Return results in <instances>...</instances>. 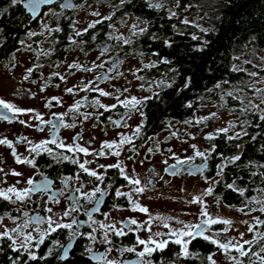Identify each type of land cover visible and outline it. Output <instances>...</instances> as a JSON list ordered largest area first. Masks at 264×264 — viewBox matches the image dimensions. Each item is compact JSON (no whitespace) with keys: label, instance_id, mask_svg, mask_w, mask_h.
<instances>
[{"label":"flooded vegetation","instance_id":"obj_1","mask_svg":"<svg viewBox=\"0 0 264 264\" xmlns=\"http://www.w3.org/2000/svg\"><path fill=\"white\" fill-rule=\"evenodd\" d=\"M63 2L64 0H56L51 5L42 6L40 16L37 19H33L22 4L12 7L10 0H0V11L7 9L3 15H0V98L10 101L21 108L35 109L45 120L51 119L53 122L56 121L53 113L60 114L67 112L69 106L75 100L82 99L83 97H88V101L99 98L105 105L117 104L115 109L105 112L104 109L97 110V108L88 106L87 102H85V106L80 109V112L92 113V118L83 120L82 116H77L75 120L77 124L76 128H56L54 134L59 135L66 143H72V137L77 133H82L83 139L79 141L80 144L89 147V150L93 151L99 150L103 141L118 140L119 134L131 135L132 130L137 125L143 124L142 136L140 139L135 140L138 155L129 152L127 149L130 146L126 145L125 150L119 158L111 155L100 158L95 156L85 157L83 154H78V156L81 162L85 159L95 161V163L87 165L90 168H96L97 164H112L119 159L124 162L130 174L134 168L135 173L142 182L146 183L149 178H152L153 186L142 195L137 196L134 194V198L138 199L144 206H147L153 215L160 213L177 217L185 222H199V220L204 219V217L199 216L200 206L198 204L186 203V201H190L193 195H199L209 186L214 188V193L212 196L204 197V199L211 215L223 218L225 207L228 205L234 206L232 208L227 207L234 211H236V208L244 207L245 199L240 197L237 192H234L238 196L237 199H234L233 204L226 203L224 189L227 187H225L224 176L219 177L216 175V166L224 161L220 159L223 156L222 152L217 153L219 151L218 144H216L218 136L214 140L205 139L203 143L202 151L206 149L210 150L213 144L216 145V151L211 154V157L207 161L203 160V158L195 157L186 164L178 165V174L176 176H172L164 171L168 165L176 163L173 153L181 160L187 157H194V152H191L187 146H183L184 142L191 140L193 128L196 130L199 138L203 137L201 136V132L204 128H206V134L215 131V125L208 126L209 120L204 123H196L201 118V113L204 109L202 107L199 110L200 106L209 97L210 82L203 87L197 86L193 80V71L185 69L181 63L183 57L175 55L171 51L177 44L181 43L189 44L190 50L195 49V46L199 48L200 41L203 44L206 43V39H198L199 34L191 30L194 24L191 22L184 24L182 22L187 19L188 14L192 10V1H188L187 6L182 8L181 2L180 7H176V0H163L165 7L159 10L148 8L145 0H129V2L123 5H121L120 0H71L73 4L83 5V7L61 8L60 4ZM171 8H174L177 13L173 17L176 21L172 24H156L148 18L150 16L157 17L158 15H163V13L166 15H163L164 17L169 18L168 12ZM93 11H98L101 14L100 17L92 16L91 13ZM45 12L49 14L45 16ZM53 13L59 15H53ZM112 13H115L112 20H104L102 23L97 24L94 29H89L88 32L80 37L74 35L72 24H74L76 30L82 31L87 27L88 23L102 19L103 16L111 15ZM137 17H140L141 21H147L146 24L142 23L140 26L146 27L148 31L143 35L134 36L131 32L132 24L128 23V21L131 19L137 22ZM42 23H47L50 28L60 27L62 31L50 33L42 28ZM195 27L199 28L200 26ZM166 28H169V30H166ZM41 31L44 32L43 36L37 35L29 38L27 35L28 32L39 33ZM207 32L204 31L202 34L204 35ZM69 35H72L73 39L77 40V44L70 43L67 39ZM181 35L186 37L183 42L177 38ZM93 36L96 37L94 40L92 39ZM153 36L156 39H153ZM194 36L196 39H193ZM115 37L131 39L133 43L124 44L123 40H117ZM21 40L24 41L23 45L19 43ZM165 40L171 43V47L165 45ZM29 45L31 47H28ZM41 49L50 52V54L48 56L40 55L37 57L36 53L40 52ZM102 51L105 52L104 55H101ZM13 54L15 56L14 59ZM163 59L169 60L170 63H160ZM190 60L191 57L183 59V61ZM73 62L79 63L84 68H93V71L84 72L77 69H69L67 65ZM153 62H156V67H144L145 64ZM101 63L104 64L103 68L95 67V65ZM37 65H42L43 67H37ZM30 67L33 68V73L25 80L26 69ZM170 69H175L176 71L173 72ZM53 72H59L64 75L66 82L61 81L58 77H53ZM104 75L110 77V79L96 80L97 76ZM49 77H51L50 80L48 79ZM137 77H143L144 79L140 80ZM46 81L47 87L44 88V91H41ZM90 81L95 82L91 86L98 85L99 88L114 94H119L116 93V90L119 89L120 93H122L120 94L121 100L132 96L137 98L151 97V99L147 100L140 109L143 112V116H141L140 111L134 110L128 113V110L120 105L114 96L99 97L98 92L79 90V87L83 86L81 82L88 84ZM160 81L170 83L172 86H161L159 84ZM56 85H59V87ZM74 86H79L76 88L77 94L75 96L65 92V88ZM125 88L128 89L127 92L124 91ZM148 89H151V91ZM29 93L34 95H29ZM52 96L60 97L61 104L57 105L53 101V106L46 108L45 104ZM179 97L181 99V107L184 108L180 114L173 111L174 101ZM188 104H191L192 107H188ZM100 112H103V115L99 116V120H97L96 116ZM73 115L69 113L65 117V122H73ZM128 115H130V119L127 118ZM109 116L113 120L120 121L121 124L126 122L130 127H116L108 121L107 117ZM122 116L125 117L124 120L121 119ZM205 116H208V113ZM19 119H24L33 125V127L21 125L18 122ZM186 120H191L192 124H185L184 121ZM38 123L34 119L33 114L19 116L18 119L13 120L11 123L0 120V138L7 137L9 140H12L18 154L27 156L30 159L34 157L37 163L36 169L27 165H18L11 155V150L6 146L0 145V167H3L6 172L15 170L23 173L21 177H14L11 174L5 176L3 182H0V187L7 188L8 186L15 185L17 188H23L27 186L25 183L27 177L31 176L34 180L40 181L43 179L40 173H43L51 181L50 191L35 193L31 197V202L23 204L12 205L0 201V214L5 212L11 213L14 217L18 218L17 222H22L24 211H28L29 215L39 214L47 216L51 214L46 212V208L51 207L54 213H61L69 207L71 197L79 195L74 189L80 187L83 183L85 186L83 190L85 191H90L98 184L102 188L108 184L112 185V188L104 198V202L99 206L100 211L92 214L95 220L105 224L115 222L117 227L120 228L124 225L119 222L127 218H136L139 221L147 219V216L143 213L130 211V205L126 198L115 197V189L118 187L122 191H130V186H127V182L119 175L117 169H107L104 182L101 184L95 178L88 177L77 165L69 162L56 164L47 154H41L40 156H35V154L30 155L27 151L28 146L26 143H15L17 138L22 136H27L33 142L51 138L50 132L53 130H51L50 126H42L44 127V131L38 132L35 129V125ZM174 131L178 132V135L175 137L171 136V133ZM149 137L152 139H148ZM89 141H91L90 144L87 143ZM49 147H53L54 151H60L59 149H55L53 145H49ZM149 148L153 149L151 153L148 152ZM168 149H172V152H169ZM105 151L108 152L109 150ZM65 154L72 155L71 153ZM129 155L133 156L132 160L127 159ZM164 160L168 161L167 165L162 163ZM206 162L207 165L203 176L199 172L194 173L189 170V165L193 166L196 163H200L201 165ZM150 170H154V172ZM98 171L101 173L105 172L104 169H98ZM225 171L224 169V175ZM189 172L193 174L189 175ZM76 173H80V179H73L69 182L68 188L65 189V195L60 197L59 204L53 202L50 197L58 195L59 191L64 189V185L61 182L62 178L64 176L75 177ZM160 177H163V179H160ZM204 177L208 178V183L205 182ZM17 180L20 181L19 184H17ZM212 181L220 182L213 184L211 183ZM233 181H235L238 187L249 188V185H243L239 182V175L234 176ZM260 188H264V184L259 188H255V191ZM181 189L184 190L181 191ZM258 195V191L256 195L246 193V197ZM216 197L220 198L219 202ZM178 203H180L179 207ZM81 204L89 209L94 206L93 204L86 203L84 200H81ZM114 204L120 205L121 210L114 209L112 207ZM250 207H259V205H251ZM17 208L20 211H16ZM105 214H108L107 219H105ZM72 215L80 220H87L83 209L80 213H73ZM233 216L232 233H235V237L239 239V234L242 233L243 227L241 216L248 217L249 215L239 212V214ZM253 216H260L261 219H264V214L253 212L250 219H248L249 223H253ZM6 222L12 223L11 221ZM170 223L173 227H177L174 221ZM41 227L46 228L47 226L42 225ZM93 227L98 226L93 225ZM223 227L225 226L220 224L213 225L211 231L207 234L212 235ZM157 230L167 231L162 227H153V231ZM258 230L264 231V227ZM89 231L91 229L87 225L81 228V232L86 233ZM94 234L97 236V241L103 238L102 230H98ZM250 234L249 239H252L253 233ZM53 235H56L57 239L64 237L67 240L69 232L68 230H58L57 234L53 233L48 238H52ZM139 235L142 238H146L148 233L141 231ZM109 238L113 241V245L111 246L99 242L91 244L84 236L78 237L75 246H73L70 252L78 250L80 254L85 253V247L91 244L93 250L99 252H104L108 247H112V251L107 257L109 260L123 261V264H127L128 261L137 259L134 253H124L121 256L120 252L117 251V249L123 246L134 245L135 235L133 233H129L124 237H116L110 232ZM223 238L226 237H221V239ZM198 239L193 241L189 246L190 252L196 255L202 251V248L198 244ZM141 247H138L137 251H140ZM175 247L176 245L170 244L165 252L155 253L152 257L154 264H161L162 261L163 264H170L171 261H168L167 257H172V254L177 252L175 251ZM212 247L211 254L217 251L216 246L212 245ZM255 250H258V247ZM87 255L91 264H97L96 261L90 258L89 254ZM245 264H247V261H245Z\"/></svg>","mask_w":264,"mask_h":264},{"label":"snow or ice","instance_id":"obj_2","mask_svg":"<svg viewBox=\"0 0 264 264\" xmlns=\"http://www.w3.org/2000/svg\"><path fill=\"white\" fill-rule=\"evenodd\" d=\"M56 2V0H10V5L15 7L16 5H23V7L31 14L33 19H37L42 11V6H48ZM129 2V0H120L121 5ZM146 5L150 9L159 10L165 7L163 0H145ZM61 8H75V7H83V5H75L71 2V0H64L63 3L60 4ZM176 7H180V0H176ZM7 9L0 11V15H3ZM49 13L45 12L44 15L47 16ZM53 15H59L53 13ZM92 16L100 17V13L98 11H93L91 13ZM113 15L103 16L102 19H97L93 22L88 23L87 27L84 28L82 31L76 30L74 24H72V31L76 37L82 36L84 33L88 32L89 29H94L97 24L102 23L104 20H112ZM177 15L176 12L169 10V18L175 17ZM138 23H134L131 26V32L134 36L136 35H143L145 32L148 31L146 27L140 26L142 23L146 24L147 21H141L140 17L136 18ZM184 24H188L189 21L187 19L182 21ZM42 28L47 30L48 32H55L59 33L62 31L60 27L50 28L47 23H42ZM111 27V25H109ZM202 31H207L202 29ZM28 37L31 38L33 36H43L44 32L41 31L37 32H28ZM96 37L93 36L92 39L94 40ZM67 39L70 41L71 44H77V40L73 39L72 35H69ZM117 40H123L124 44H131L133 41L131 39H125L123 37H115ZM153 39H156L153 36ZM193 39H196L194 36ZM21 45L24 44V41H19ZM55 43V41H54ZM167 47H171V43L168 40L164 41ZM28 47H31L30 45ZM50 52L43 51L41 49L40 52H37L36 55L39 57L40 55L48 56ZM105 52L102 51L101 55H104ZM142 55V53H141ZM15 58L13 54V59ZM233 59H240V57L236 56ZM261 59H264L262 57ZM122 63V61H121ZM160 63L169 64L170 61L167 59H163ZM244 63H251V61H244ZM37 67H43L42 65H37ZM59 67V65H57ZM67 67L69 69H77L84 72H92L93 68H84L79 63L73 62L68 64ZM95 67L103 68L104 64L101 63L99 65H95ZM145 68H152L156 67V62L151 64H145ZM115 71V69H113ZM170 71L175 72V69H170ZM232 71H247L246 69H241L233 65ZM26 75L24 77L27 80L33 73V68L26 69ZM247 75L252 78H256L259 76L258 72L255 71H248ZM53 77H58L61 81L66 82V78L64 75L60 74L59 72H53ZM49 80L51 77L48 78ZM101 79H110V77L104 76H97L96 80ZM137 79L143 80V77H137ZM35 83V81H33ZM82 83V87L74 86V87H67L65 88V92L67 94L75 96L77 94L76 88L79 87L80 91H92L98 92L99 97H110L114 96L116 101L122 105L125 109L128 110V113L132 111H140L142 105L151 97H143L137 98L132 96L130 98H125L123 100L120 99V90L117 89L116 93L114 94L108 91H105L101 88L96 86H91L95 82L90 81L88 84ZM223 83H228V81H224ZM257 83H264V78L253 80L252 82L246 85L247 88L251 89L254 92V96L247 99V104H245V98L236 93L243 91V88H236L233 91H229L226 93L227 96L233 97L234 99L239 100L242 107L239 108L241 114L247 113L249 111L258 112L259 119L264 121V88L256 87ZM159 84L165 87H171L170 83L165 81H160ZM59 87V85H56ZM47 87V81L45 82L44 87L41 88V91H44V88ZM215 87L219 89L221 84H216ZM151 91V89H148ZM125 92L128 91L127 88L124 89ZM209 91H212L211 89ZM29 95H34L29 93ZM224 99V96L221 95V100ZM259 99L260 103H255V100ZM53 101L57 105L61 104V98L57 96H52L48 99L47 103L45 104L46 108H51L53 106ZM85 102H87L88 106L95 107L97 110L104 109L105 112H110L111 110L117 107V104L105 105L101 102L99 98H94L91 101H88V97H83L82 99L75 100L74 103L69 106L68 111L65 113H53V116L56 117V121L53 120H45L43 116L37 112L35 109L32 108H21L18 107L16 104L7 101L3 98H0V120L7 121L9 123L13 122V120L18 119L19 116L33 114L34 119L39 123L35 125V129L38 132H43L44 127L42 126H50L52 132H50V137L48 139H42L39 142H33L27 136L18 137L16 140V144L19 143H26L28 153L35 154V156H40L41 154H47L52 158V161L56 164H61L64 162H69L73 165H77L78 168L88 177L95 178L96 181L100 182L101 184L104 182V176L106 175V170L117 169L119 175L123 178L124 181L127 182V186H130V191L125 192L122 191L119 187L115 189V197H124L127 199L128 204L130 205V211L132 212H139L143 213L147 216V219L144 221H139L136 218H127L124 221H120L119 223L123 224V227L118 228L117 224L114 223H102L93 218L94 212L100 211V205L104 202L105 196L108 194V191L112 188L111 184L106 185L105 187H100L99 184L93 187L90 191H85L83 183L80 187L74 189L76 193L79 195H74L71 197L70 205L67 209L63 210L61 213H54L51 207L46 208V212L51 214L47 216L37 215H29L28 211L23 212V221L17 222L18 218L14 217L11 213L5 212L0 214V242L8 241V247L16 252L18 256L12 260V264H20L19 254L23 252L28 261H38V260H46L48 257L52 256L54 251L57 248L62 249L61 254L59 255L60 260H66L69 257L70 249L73 246V242L81 236H84L87 240L91 242V244H95L97 242L103 243L106 245H113V241L109 238V233L111 232L116 237H124L127 236L129 233H133L135 235V243L133 246H123L122 248L117 249L120 252V255L123 256L124 253H134L136 256V260L128 261L127 264H154L152 259L153 255L157 252L163 253L165 250L169 248V245H176L179 248V251L174 253V257L176 260L180 258H189L194 253H191L189 250V246L192 244L193 241L202 239L206 242L211 243L212 245L216 246L219 251H221L228 259L229 264H264V231H259L258 229L264 227V219H261L260 216H253L252 220L253 223H249V221L245 220L242 223L247 225V232L253 233L252 239H244V233L239 234V239L236 237H229L226 239H221V237H226L227 233L229 232L233 221L231 219H225L219 216H213L208 211V205L204 199V197L212 196L214 193V188L212 186L207 187L204 189L199 195H193L190 201H186L189 204H198L199 208V216L204 217V219L199 220V222H185L177 217H173L170 215H163L160 213H156L153 215L147 206L141 204L138 199L134 198V194L139 196L142 195L146 190H148L151 186H153V179L149 178L146 183L142 182L138 175L135 173V169L133 168L131 174L127 171L126 166L122 160L117 159V162L112 164H97L96 168H90L87 165L95 163L93 160L85 159L83 162L79 159L78 154H83V156H95L97 158L106 157L107 155H111L113 157L119 158L122 155V152L125 150V146L129 145L130 147L127 149L131 153L139 154L137 151V146L135 144L136 139H140L142 136V128L143 124L137 125L133 130L131 135L126 134H119L118 140H111V141H103L101 143V147L99 150L90 151L89 147L82 146L80 144V140L83 139L82 133H77L75 136L72 137V143H66L64 139H62L59 135L54 134V130L56 128H66L72 129L76 128L77 124L75 123L77 116H82L83 120H88L92 118V113L84 112L81 113L80 109L85 106ZM188 107H192L191 104L187 105ZM234 111V110H233ZM69 113L74 114L72 116L71 123L65 122V117L68 116ZM11 114V115H9ZM141 116H143V112L140 111ZM103 112H100L96 119L99 120V116H102ZM217 116L215 112L211 113L209 116L201 117L199 120L196 121L197 124L204 123L210 119H213ZM130 119V115L128 117ZM108 121L115 125L116 127H130L125 122L121 124L118 120H113L111 116L107 117ZM122 120L125 119L124 116L121 117ZM18 122L21 125L26 127H33V125L29 124L24 119H19ZM185 124H192L191 120L184 121ZM244 123H248L245 121ZM95 126V125H94ZM236 124L233 122H229L227 127H222L215 129L214 133H207L205 134V139L207 140H214L218 135L224 134L229 141L241 139L242 136H246L248 133L246 131L238 132L234 136H228L227 133L230 129L235 128ZM178 135V132H172L171 136L175 137ZM191 135V134H189ZM195 139V136H192ZM148 139H152L149 137ZM167 139V138H166ZM255 139V137H253ZM88 144L91 141L87 142ZM0 145L6 146L11 150V155L14 157L15 163L18 165H27L33 169L37 168L36 159L28 158L27 156H22L21 154L17 153V148L12 140H9L7 137L0 138ZM49 145L55 146V149H59L60 151H54L53 147H49ZM239 147V145H236ZM190 147L194 151V157H187L184 160H181L178 156L173 153V158L176 160L175 164L168 165L164 169L165 172L169 173L172 176H176L178 174L177 166L181 164H186L189 161L193 160L195 157L203 158V160L207 161L213 152L216 151V145L213 144L211 149H206L205 151L199 150L196 144H191ZM105 150H109L106 152ZM158 150V146H157ZM153 151L152 148L148 149V152L151 153ZM169 152H172V149H168ZM65 153H71L72 155H67ZM127 159L132 160L133 156L129 155ZM223 163L218 164L216 166L217 172L216 175L219 177L224 176V169L228 167L230 164H234L237 161L241 160V155L236 154L231 157L224 158ZM143 163V161H141ZM165 165L168 164L167 160L162 161ZM250 164L252 162H249ZM51 166V165H49ZM191 167V165H189ZM259 167H264V165H260ZM206 168V165L202 164L199 168L196 169L203 176V172ZM98 169H104L105 172L101 173ZM153 171L154 170H150ZM0 182H3V178L9 174L14 177H21L23 176L22 172L10 170V172H6L3 167H0ZM192 175V172L188 173ZM43 177L42 180L36 181L31 176L26 178V187L17 188L15 185L8 186L7 188L0 187V201L7 202L12 205L16 204H23L25 202H31V197L35 193H46L50 191L51 181H49L47 176H44L43 173H40ZM253 176L256 175L255 172L252 173ZM261 176L264 177V173H261ZM73 179L79 180L80 173H76L75 177L73 176H64L61 180L62 184L64 185V189H61L58 195H53L50 199L59 204L60 197L65 195V189L68 188L69 182ZM163 179V177H160ZM205 182L208 183V178L204 177ZM220 181H212L211 183H219ZM20 181L17 180V184ZM225 187L231 189L234 192H237L240 197L245 199L244 207L236 208L235 210L244 214L249 215L253 212H259L264 214V188L257 189L259 195L258 196H250L246 197V192L248 191L246 188L238 187L233 181L232 183L225 184ZM184 189H181L183 191ZM217 201L219 202V197H216ZM81 200H84L88 204H93L92 208H86L84 205L81 204ZM251 205H259V207H250ZM116 210H121L120 205L114 204L112 206ZM227 207L232 208L234 206L228 205ZM83 209L84 215L87 216V220H80L77 217L73 216V213H80ZM247 209V210H246ZM16 211H20L19 208ZM70 218V219H68ZM108 218V214H105V219ZM6 221H11L13 226L8 227ZM67 221V222H66ZM175 223L177 227H173L170 222ZM224 225L221 230L214 232L212 235L209 233L212 229L213 225ZM42 225H46V228H42ZM87 225L88 228L91 229L89 232H81V228ZM93 225H97L98 227H93ZM153 227L166 229L167 231H153ZM30 229V230H29ZM58 230H68L69 235L67 237L68 243L62 244L59 240H53L52 244L54 247H49L44 255H38L37 251L33 249H39L42 245L45 244V241L48 237L51 236L53 233H57ZM98 230L103 231V238L100 241H97V236L94 234ZM141 231L147 232L148 235L146 238H142L139 233ZM35 233L36 235H33ZM91 244L85 247V253L90 255V258L97 262V264H123V261L118 260H109L108 254L111 253L112 247H108L104 252L94 251L91 247ZM142 246V247H141ZM141 247L140 251H137V248ZM258 247V250L255 248ZM232 253H235L233 255ZM214 255L210 254L206 257L209 264H217L216 259H214ZM163 264V261L161 262ZM170 264H175V260L171 261Z\"/></svg>","mask_w":264,"mask_h":264},{"label":"trees","instance_id":"obj_3","mask_svg":"<svg viewBox=\"0 0 264 264\" xmlns=\"http://www.w3.org/2000/svg\"><path fill=\"white\" fill-rule=\"evenodd\" d=\"M188 1H192L193 4L191 12L202 13L203 17L208 20L209 26L205 29L208 31L206 34H202L204 32L202 29L205 27L196 28L195 26L198 25L194 24L191 29L199 34L198 39H206V43L203 44L200 41V47L196 48L195 46L193 50H190L189 44L181 43L177 44L171 51L175 55L182 56L183 59L191 57L190 61H183L182 59L181 63L185 69L193 71V80L197 86L203 87L210 82L209 90L212 91H208V93L211 100H216L220 95L215 85L228 81V83H223L226 87L236 83L244 89L241 97L245 98V104H247V95L251 93L250 89L246 87L248 84L246 82L248 71H232L233 65L238 61L233 57H240L244 55V52H247L255 58L250 60L251 62L259 61L261 65H264V59H261L260 54L257 52L258 50L264 52V0H180L181 7L185 8ZM163 15L165 14L163 13ZM163 15L148 18L152 22L162 25L163 23L172 24L176 21L174 18L169 19ZM166 30H169V28H166ZM177 38L181 39L182 42L186 39L182 35ZM194 45L196 44L194 43ZM247 64L251 66L252 63ZM242 69L248 70L247 68ZM257 70H261V73L264 74V68H257ZM236 95L238 94L236 93ZM180 101V97L174 101L173 111L178 114L184 109L181 107ZM223 102L224 106L236 114L242 122H248L243 123L241 130L242 132L246 131L248 134L242 136L241 139L229 141L224 134L218 135L216 144H218L219 151L217 153L222 152V155L226 158L236 154L241 155L240 161L225 168L224 183H232L234 176L239 175V182L243 185H249L246 193L256 195L255 188H259L264 184V177L261 176V173H264V167H259L264 165V121L259 119L258 112L249 111L241 114L239 108L242 105L239 100L233 97L226 96ZM235 131V134L241 132ZM227 135L230 136L229 133ZM236 145H239V147ZM253 172L256 173L255 176L252 175ZM224 196L227 204H233L238 195L231 189L225 188ZM55 238L56 235L47 238L44 245L38 250H33L37 251L38 255H44L49 247H54L53 240H61L63 241L61 243L65 245L68 241L64 237ZM198 240V244L202 248L198 255L193 258L176 260L174 254H172L173 256L170 255L172 257H167V260H175L179 264H208L206 257L213 250L212 244L202 239ZM8 243V241L0 242V264H12V260L18 256L16 252L8 247ZM60 251L62 249L57 248L52 256L46 260L38 261H28L26 255L21 252L19 254L20 264H91L87 253L80 254L78 250H72L70 257L66 260H60L58 258ZM175 251H179L178 246L175 247Z\"/></svg>","mask_w":264,"mask_h":264},{"label":"rangeland","instance_id":"obj_4","mask_svg":"<svg viewBox=\"0 0 264 264\" xmlns=\"http://www.w3.org/2000/svg\"><path fill=\"white\" fill-rule=\"evenodd\" d=\"M171 11H174L175 12V9L174 8H171L169 9ZM168 16H169V12H168ZM173 18V17H172ZM187 20L189 22H191L192 24H195V25H198V26H201V27H205V29L208 28L209 24H208V20L203 17L202 13L200 14H196L194 11L190 12L187 16ZM128 23H131V24H134V23H138V21L136 22L135 20H131L129 19ZM259 54H260V57H264V52L258 50L257 51ZM235 57V56H234ZM254 56L252 54H248L247 52H244V55H241L240 56V59H238V61H236V63L234 64L236 67L238 68H247L248 70L247 71H255V72H258L259 73V76L256 77V78H252V77H247V83H250L252 82L253 80H258V79H262L264 78V74L261 73V70H257V68H264V65H261L259 61H255V62H251V66H248L247 63H244V61L248 60H254ZM236 60V59H235ZM240 85L239 84H232L230 87H226L223 83L221 84V87L218 89V93H220L219 97L216 99V100H211L210 99V96L208 97V99H206L202 104H201V108L199 110L202 109V107H204L202 113H201V117H204L206 115V113H208V116L215 112L217 114V116L213 119H210L209 120V125L208 126H213L215 125L214 129H218V128H222V127H227L228 126V123L229 122H233L236 124V127L235 128H232L229 130V135L232 136L235 134V130L237 131H241L242 130V126H243V123L240 118H238L236 116V114H234L232 111H230L226 106H224V102L223 100H225L226 98V93L229 92V91H233L234 89L238 88ZM256 87L258 88H264V83H257L256 84ZM251 93H249V95H247V98H251L254 96V92L250 89ZM244 90L237 93L239 96H241L243 94ZM221 95L224 96V99L221 100ZM255 103L259 104L260 101L259 99H256L255 100ZM262 107H264V105H262ZM205 129H203V131L201 132V136H203L202 138H199L197 135V132L196 130L193 128L192 130V133H193V136H195V139L191 138V140L187 141V142H184L183 146H187L189 148V150L191 152H194L193 149L190 147L191 144H196L198 146V148L202 151V147H203V143L205 141ZM215 132V131H214ZM212 132V133H214ZM242 132V131H241ZM179 204L178 203V207H179ZM237 215L239 214L238 211H234L233 209H228L227 207H225V212L223 214V218L225 219H231L234 223V216L233 215ZM242 220H241V224H242V230L241 232L242 233H245L244 234V239H249L250 237V233L247 232V225L242 223V221H245L244 219H246L247 221H249L248 219H250V216L248 217H244V216H241ZM7 223V222H6ZM8 227H12L13 224H9V222L7 223ZM174 225V224H173ZM232 228H233V224L229 230V232L227 233V236L226 238H229V237H235L236 234L235 233H232ZM30 230V229H29ZM33 235H36L35 233H33ZM226 238H223V239H226ZM60 242H63L61 240H59ZM215 253L214 255V259H216L217 261V264H229L228 262V259L227 257L217 249V251L213 252ZM212 253V254H213ZM234 254V253H232ZM175 264H179L178 262L175 261Z\"/></svg>","mask_w":264,"mask_h":264},{"label":"water","instance_id":"obj_5","mask_svg":"<svg viewBox=\"0 0 264 264\" xmlns=\"http://www.w3.org/2000/svg\"><path fill=\"white\" fill-rule=\"evenodd\" d=\"M203 164H204V165H207V162H206V163H203ZM201 165H202V164H201ZM199 166H200V163H196V164H194L193 166L189 167V170H190V171H193V172L195 173V172H197L196 169L199 168ZM75 242H76V240L73 242V246H75ZM73 246H72V248H73ZM72 248H71V249H72ZM71 249H70V251H71ZM70 254H71V253L69 252V257H70Z\"/></svg>","mask_w":264,"mask_h":264}]
</instances>
